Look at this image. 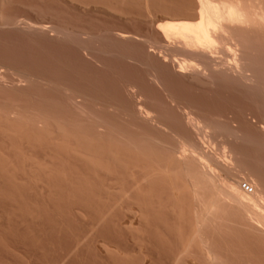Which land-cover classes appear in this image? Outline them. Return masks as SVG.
<instances>
[{
    "label": "rangeland",
    "instance_id": "374dc122",
    "mask_svg": "<svg viewBox=\"0 0 264 264\" xmlns=\"http://www.w3.org/2000/svg\"><path fill=\"white\" fill-rule=\"evenodd\" d=\"M197 9L196 0H0V264H264V229L228 209L193 236L202 202L183 215L143 208L140 177L122 166L137 156L130 142L140 151L146 136L145 147L149 136L162 146L193 137L187 106L264 181V34L244 44L252 78H189L158 24ZM139 104L183 134L143 123Z\"/></svg>",
    "mask_w": 264,
    "mask_h": 264
},
{
    "label": "bare ground",
    "instance_id": "6f19581e",
    "mask_svg": "<svg viewBox=\"0 0 264 264\" xmlns=\"http://www.w3.org/2000/svg\"><path fill=\"white\" fill-rule=\"evenodd\" d=\"M196 1L198 6L196 15L189 18L164 17L158 24V30L165 38V42H168L170 45H172V47L176 46V50H179L178 53H182V58L177 60L175 58H172L174 59L173 63L178 69L177 72L181 75H188L189 78L192 79L199 78V80L201 78H207V75H209L210 73L214 74L216 72H219L220 70H230V72L232 71V73L233 71H235V75L237 73L238 76H240L242 79L248 80L249 78H252L254 73H249V66L252 63H250V65L245 63L248 60L245 61L244 51L246 47L244 44L249 41V35L253 33L264 34V0ZM173 50H175V48ZM1 70L4 69L2 68ZM250 74L252 76H249ZM233 78H235V76ZM240 81L242 82L243 80ZM249 81L251 82L252 80L250 79ZM96 106H98V104ZM134 106H136V104ZM139 106V110H136V113H134L139 118L144 119L145 122L142 120L143 123L146 124L151 122L152 124H157L155 126L160 130L168 129L169 131H175V129L173 128L170 129L169 125V127L166 128V124H163L165 123L163 120H161L163 123L161 121L156 122V119H160L157 116V118L154 117L155 114H152L151 110L143 107V105L141 106L139 104ZM187 109L188 108L186 106V111H188L189 116H191L192 110ZM152 115L154 119L152 118ZM189 116H186V118L188 117V121L187 119L186 121L188 122L189 126L186 125V127H183L184 129L190 127V131L188 132V134L193 133L191 134L193 135V137L189 136L188 134V137L181 136L179 135L183 134L181 133V131H179L180 133L178 134V136L173 131H171L172 135L174 133V135L178 136L176 141L173 138L174 136L170 134V137H172V139H174L176 143H170L171 146H167L168 143L165 140L167 145L162 146V144H165V142L160 141L158 137H154V139L156 138L157 143L160 141L158 145L156 144V146L155 140H151L153 137L151 138V136H149L148 140L151 141V145L146 142L145 147L143 140L147 139L146 136V138L142 140L143 142L141 141L142 145L141 142L139 144L140 151L139 149L137 150L136 147V145L138 146V143L134 145L133 142H130V145L132 146L131 148L133 149L135 147L133 151H137V156L135 153L136 157L133 158V162L123 161L124 165L122 166L128 169H130L131 167L132 169L130 171L136 172L139 175L140 179L135 180V185L138 187L143 208L148 209L152 207L157 208L159 211L164 208H169L174 214L183 215L185 212L184 208H189L191 202H202V204L200 206H197V208L195 209L197 220L195 229L193 231V236L196 233H201L206 221L210 220L209 218H214L217 220V216L220 213L227 211L228 209H231L234 216L241 222L250 225L256 230L264 229V181H262L258 176L252 173V171L241 166V164L236 159V155H234L235 152H232V149L226 143V138L223 139V141L225 140L223 143H221L220 140V144L216 143L217 140L212 141L215 140V134L218 136L221 135L219 130H221L222 128H220L219 130L216 128H219V126H217L218 124L216 126V123H212V125H210V121L209 124H207L208 122H204L206 120L202 121L198 118H194L193 116L189 118ZM195 117L197 116L195 115ZM187 122L184 121V123ZM152 124H150V127H152ZM216 129L218 130L219 134H217ZM188 130L189 128L187 129V131ZM169 131L166 130V132H168H165L166 135H169ZM175 132L178 133V130ZM224 134L222 135L224 136ZM222 135L220 136V139L222 138ZM231 135H229V137ZM194 136H196L197 138V140L195 139L196 141L194 139L192 140ZM211 136L213 137L212 140ZM110 139L111 138H109V146L112 142L110 141ZM118 143L116 144L118 145ZM152 143L154 144L152 145ZM119 147H117L116 149H118ZM155 147H159L160 149L164 148L162 149L164 153L162 150ZM123 148L125 147L123 146ZM153 148L155 149L153 150ZM156 150H158V152H156ZM104 151L102 150V153ZM110 152L109 153L111 154L113 159V150ZM103 154H105V152ZM117 154L120 155L119 152ZM118 155H115V158L119 157L120 159L114 160L120 162L121 157ZM80 156H82V154ZM85 159L87 161L88 158L85 157ZM128 159L130 160V157ZM98 160H100L99 162H101V158ZM102 161L105 162V160ZM102 163L103 162H101V165ZM103 166L105 165L103 164L101 166V169ZM97 170H99V168ZM127 171L129 172V170ZM189 247L190 245L189 243H187L182 250V253H186Z\"/></svg>",
    "mask_w": 264,
    "mask_h": 264
}]
</instances>
